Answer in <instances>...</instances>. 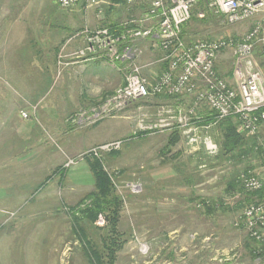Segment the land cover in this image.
<instances>
[{"label":"rangeland","instance_id":"1","mask_svg":"<svg viewBox=\"0 0 264 264\" xmlns=\"http://www.w3.org/2000/svg\"><path fill=\"white\" fill-rule=\"evenodd\" d=\"M110 5L109 0H98L90 7L78 5L71 9H60L64 13L55 15L54 21L62 22L66 26L64 33L69 32L72 37L84 29L110 27L141 18L148 8L146 4L131 5L125 2L113 6L109 12ZM201 8L202 5L198 4L194 12L197 13ZM210 13L205 12V21H200L203 18L195 15L197 22L190 21L184 27L187 41L228 36L241 38L249 29V24L229 25L223 17L208 16ZM148 42H140L145 50L141 62L150 61L151 53L146 50ZM233 61L232 51L221 53L218 62L221 75L232 73ZM146 72L147 77L154 80L153 71L149 69ZM36 81L38 90L32 97L37 100V109L30 107L29 110L26 107L21 111L28 112L29 119L23 118L18 110L14 111L9 123L16 124L18 130L15 141L9 140L4 148L10 151V146H14L19 155L17 159H2L4 168L0 171V210L6 212L1 213L0 230L16 231L20 241L49 248L50 253L38 254L42 261L47 257L48 261L55 263L90 264L89 248L84 245L79 226L87 231L88 240L101 253L104 244L101 243L100 235L104 236L107 232L98 231L81 216L75 221L70 208L95 190V180L87 160L98 159L123 199L119 224V230L124 234L120 239L123 247L117 253L116 264H264V256H256L261 245L254 243L245 230L234 225L244 208H238V204L245 200L244 193L237 191L229 195L224 192L233 174L237 176L249 170L263 177L262 156L253 152L240 162H220V159H215L218 153L208 155L202 145L196 150L188 147L182 134L181 141L163 153L164 149H168L173 131L134 137L135 128L132 130L131 127L136 126L138 117L146 112L153 114L160 105L178 101L165 97L133 104L116 115L117 118L100 121L88 128L76 126L72 121L64 123L63 110H70L79 102V85L71 83L67 76H58L57 71L53 79L38 78ZM1 83L5 84L3 81ZM182 102L189 103L187 100ZM201 133L209 134L219 147L216 126L202 129ZM106 138L125 140L122 149L116 152L118 155L85 158L83 155L96 147L93 146L81 155L82 158H68L80 147L85 148ZM257 140V146L264 147V130ZM175 165H179L183 173H176ZM187 177L192 178L193 189L185 183ZM193 190L209 191V196L204 199L222 201L227 209L209 215V223L206 222L195 206L203 196L193 194ZM47 196L48 202L45 201ZM186 209L191 212L189 216L195 215L196 218L195 227L192 228L197 233L195 239L187 234L193 231H184V228H188L187 221L186 224L182 221ZM160 215L166 216L167 221ZM96 225L106 228L104 218L100 217ZM176 227L180 236L171 240L169 237ZM207 233L209 243H203L204 239L201 241L200 237ZM184 234V238H181ZM43 239L44 243H41ZM181 246H185V249L173 252L174 247L178 249ZM143 250L147 252L143 253Z\"/></svg>","mask_w":264,"mask_h":264},{"label":"built area","instance_id":"2","mask_svg":"<svg viewBox=\"0 0 264 264\" xmlns=\"http://www.w3.org/2000/svg\"><path fill=\"white\" fill-rule=\"evenodd\" d=\"M54 1L62 10L78 5L90 7L98 2ZM125 1L131 5L146 4L148 8L141 18L79 32L77 37L84 39L85 46L74 53L78 58L95 57L106 59L112 65L122 64L124 84L90 115L80 112L73 122L93 125L119 115L133 104L165 97L178 101L160 105L153 114L146 112L138 117L134 137L138 133L178 130L194 150L202 145L208 155H216L218 145L209 134L202 135V129L208 130L221 120L234 118L239 123L238 131L248 137L264 130V0ZM198 4L202 8L195 13ZM206 11L223 17L229 25L249 24V29L241 38L228 36L187 41L184 27L195 15L204 18ZM141 41H150L160 57L143 64L141 59L145 50L140 46ZM225 51H232L234 58L233 70L228 76L221 75L218 65L221 53ZM160 64L164 69L150 80L144 74L145 70L153 71V67ZM183 100L189 103L184 104ZM21 115L25 119L29 117L28 112H21ZM209 118L212 119L210 124L202 125ZM124 141L98 145L83 156L101 158L120 151ZM69 164L70 161L67 166ZM238 182L249 194L264 189V176L253 173H241ZM234 225L261 245V252L264 247V199L246 204Z\"/></svg>","mask_w":264,"mask_h":264},{"label":"crops","instance_id":"3","mask_svg":"<svg viewBox=\"0 0 264 264\" xmlns=\"http://www.w3.org/2000/svg\"><path fill=\"white\" fill-rule=\"evenodd\" d=\"M59 13L63 14L64 12L56 6L54 0H0V171L4 168V160L2 159L5 157L17 159L19 155L14 146H10V151H6L4 148L7 142H14V137L17 135L18 128L16 124L9 125V123L14 111L18 110L19 114H21V111L26 109V107L29 110L31 109L30 107L37 109L35 106L37 100L32 97L33 93L35 94L38 90L35 86L36 79L48 77L53 79L55 71H57L58 76H67L71 83L79 85L77 89L80 95L79 102L70 110H63L62 119L64 123L65 121L73 122L80 112L90 115L92 110L101 104V101L113 94L117 88L124 84L123 73L120 69L122 64L112 65L106 59L103 60L95 57L84 59L74 56V53L84 48V39L77 37L79 32L75 33L72 37H70L69 32L64 33L66 26L62 22L58 23L54 21L55 15ZM146 50L151 53L149 55L151 58L149 59L150 61L142 62L143 64L147 65L152 60L160 57L159 51L153 49L151 44L146 45ZM163 69L164 65L160 64L153 67V72L154 74H159ZM146 71L144 74L148 76V72ZM1 81L5 84L3 85ZM36 111L35 113H37ZM75 125L85 128L92 126L90 124L84 125V123H81V125L76 123ZM131 128L133 130L136 126ZM69 130L72 129L70 128ZM63 133L66 135L64 131ZM116 140L120 139L107 140L106 138L85 148L80 147L79 150L72 152V155H76L68 156V158L81 156L93 146ZM183 141L187 145L185 138ZM75 149L77 148L73 150ZM108 155L112 156V153ZM189 188L193 189V187ZM203 190H193V194L206 198L209 196V191ZM45 201L48 202V196ZM186 210L183 212L182 216L184 218H182V221H187L188 228H184V231H193L187 234L188 237L195 239L197 233L192 228L195 227L196 218L195 215L189 216L191 212L188 209ZM3 212H6V210L1 209L0 216H2L1 213ZM199 214L209 223V216L200 212ZM160 216L161 218L163 217L162 215ZM2 218L3 216L0 217V222ZM163 219L167 221L166 216ZM177 229L178 227L170 235L169 238L171 240L180 236ZM185 235L181 236V238H184ZM200 238L201 241L204 239L203 243H209V233L204 234ZM182 241L185 242L184 239ZM26 243L19 240V234L16 231L6 232L0 230V264H63L48 261L47 257L46 260L42 261L38 257V254L50 253L49 248L45 245V248H43L38 244L35 247L31 245V242L29 244ZM36 243H38V240ZM41 243H44V239ZM195 243L198 242L195 241ZM184 247L181 246L178 249L174 247L173 252L175 250H184ZM89 263L92 264L90 261Z\"/></svg>","mask_w":264,"mask_h":264},{"label":"trees","instance_id":"4","mask_svg":"<svg viewBox=\"0 0 264 264\" xmlns=\"http://www.w3.org/2000/svg\"><path fill=\"white\" fill-rule=\"evenodd\" d=\"M109 1L111 2V5L109 6V12L113 10V6H116L118 4H125L126 2L125 0ZM208 16L219 15L211 12ZM204 18L200 21H205L206 19ZM196 20L197 18L193 16L191 21L197 22ZM211 120L212 119L209 118V120L205 121L202 125L210 124ZM214 126H216L219 132V152L215 156V159H220V162L232 160H234L235 162H240L242 159L247 158L249 155L253 154V152L264 158V147L257 146V139L259 135L248 137L245 133L238 131L239 123L236 119L227 118L221 120ZM149 134V132L140 133L137 137L141 138ZM180 141V131H173L169 137V141L167 144L168 149H164L163 153L169 151V148L176 146ZM118 154L119 153L116 152H114V154L112 153V155ZM199 154L203 157H206V155H203L202 152H199ZM208 159L209 158L207 157V160ZM87 162L95 180V190L92 193L88 194L81 202L78 203V205L70 208V211H72V219L78 221L81 216L85 220H87L89 224L95 226L98 231L107 232V234L105 233L104 236L100 235L101 243L104 244V251L101 253L100 251H96L94 245H92V242L88 240L89 236L87 231L79 226V234L81 238H83L85 247L87 246L89 248V261L92 264H116L117 253L123 247L122 243H120V239L124 236V234L119 230L121 211L123 208V199L117 193L116 185L113 182L111 176L104 169L101 161L98 159H89L87 160ZM174 168L176 173H183L179 165H175ZM59 171L57 170L56 172ZM243 173L248 175L250 171L246 170ZM238 178L239 175L236 176V174H233L230 181H228L225 190V192L229 195H233V193L237 191H241L242 193H244L245 200L244 202L238 204V208L244 207L246 204L255 202L257 200L264 199V189L253 194L246 193L245 191H243L241 185L239 184ZM185 183L190 187H193L194 184L192 178L190 177H187ZM199 200L200 201L197 203V205L200 204L201 206L197 207L196 204L195 206L201 214H206L207 216H209L219 211H225L226 207L224 206V203L222 201L215 202L212 200L209 201V199L204 198H201ZM100 217L104 218V221L106 222V228H104V226L99 227L98 225H96ZM251 240L254 241L253 239ZM255 242L256 241H254V243ZM261 249L262 251L260 252L258 250V254H256V256H264V247H261Z\"/></svg>","mask_w":264,"mask_h":264}]
</instances>
